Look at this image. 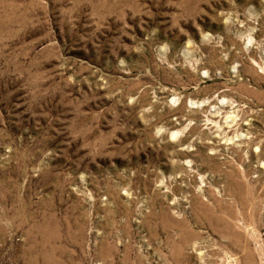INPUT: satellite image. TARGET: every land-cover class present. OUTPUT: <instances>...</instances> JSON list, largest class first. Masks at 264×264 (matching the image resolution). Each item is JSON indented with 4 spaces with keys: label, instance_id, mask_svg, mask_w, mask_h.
Instances as JSON below:
<instances>
[{
    "label": "rangeland",
    "instance_id": "1",
    "mask_svg": "<svg viewBox=\"0 0 264 264\" xmlns=\"http://www.w3.org/2000/svg\"><path fill=\"white\" fill-rule=\"evenodd\" d=\"M244 263L264 0H0V264Z\"/></svg>",
    "mask_w": 264,
    "mask_h": 264
},
{
    "label": "bare ground",
    "instance_id": "2",
    "mask_svg": "<svg viewBox=\"0 0 264 264\" xmlns=\"http://www.w3.org/2000/svg\"><path fill=\"white\" fill-rule=\"evenodd\" d=\"M232 232V231H231ZM250 248V247H249ZM247 249V248H246ZM252 252V251H251ZM248 253V252H247ZM243 258V257H242ZM242 262V261H241ZM245 264V263H244Z\"/></svg>",
    "mask_w": 264,
    "mask_h": 264
}]
</instances>
